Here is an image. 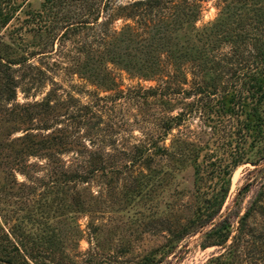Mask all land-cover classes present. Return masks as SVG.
Here are the masks:
<instances>
[{
  "label": "rangeland",
  "instance_id": "obj_1",
  "mask_svg": "<svg viewBox=\"0 0 264 264\" xmlns=\"http://www.w3.org/2000/svg\"><path fill=\"white\" fill-rule=\"evenodd\" d=\"M45 2L0 0V257L264 264V96L251 88V75L264 83L259 41L222 40L205 72L166 61L146 78L115 60L122 19L106 39L99 25L60 37L58 17L81 9ZM221 10L203 1L197 27ZM234 21L232 34L264 39L262 27ZM222 224L224 243L209 237Z\"/></svg>",
  "mask_w": 264,
  "mask_h": 264
},
{
  "label": "trees",
  "instance_id": "obj_2",
  "mask_svg": "<svg viewBox=\"0 0 264 264\" xmlns=\"http://www.w3.org/2000/svg\"><path fill=\"white\" fill-rule=\"evenodd\" d=\"M115 1L118 0H46L44 7L48 9L72 7L74 3H78L77 6L81 9L79 17H58L64 20L61 24L60 37L76 33L78 29H92L93 26L99 25L101 34L106 39L109 36L108 27L113 22L112 19L114 17L122 19L123 24L113 30L112 41L109 42L115 47L113 52L115 60L131 72H137L146 78L161 74L166 67V61L173 63L177 70L184 64L192 63L200 71L205 72L208 68L209 54L214 47L220 45L222 40L232 37L243 41L247 39L259 41L257 49L264 58V39L249 29H244L246 25L251 27L250 30L261 27L264 29V0H219L222 3L220 17L216 22L203 27H197L196 23L202 2L205 0H120L122 2L119 1L114 7ZM9 18V13H5L4 19ZM230 18L235 19L238 28L243 26L244 33L237 31L235 35L230 32ZM187 29L190 33L186 31ZM83 47L88 58L93 59V52L96 49L90 42L84 43ZM260 72L263 73L264 69H260ZM255 75L257 74L251 75L253 82L251 88L255 89L254 92L261 90L264 96V83L257 80L258 77ZM158 89L151 87L138 90L137 96L146 97L148 93L154 94ZM174 118L177 117L172 119ZM59 142L61 143L62 139ZM229 236L230 230L223 224L213 228L209 233V237L220 243H224ZM226 262L221 264H227ZM8 263L12 264V260L0 257V264Z\"/></svg>",
  "mask_w": 264,
  "mask_h": 264
}]
</instances>
